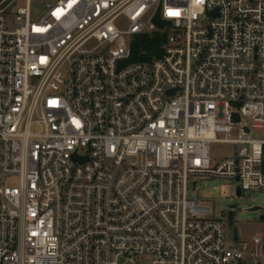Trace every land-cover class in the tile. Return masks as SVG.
<instances>
[{
    "label": "built area",
    "instance_id": "built-area-1",
    "mask_svg": "<svg viewBox=\"0 0 264 264\" xmlns=\"http://www.w3.org/2000/svg\"><path fill=\"white\" fill-rule=\"evenodd\" d=\"M19 1L0 0V264H264V229L188 194L264 190V0ZM140 35L160 52L132 59Z\"/></svg>",
    "mask_w": 264,
    "mask_h": 264
},
{
    "label": "rangeland",
    "instance_id": "rangeland-1",
    "mask_svg": "<svg viewBox=\"0 0 264 264\" xmlns=\"http://www.w3.org/2000/svg\"><path fill=\"white\" fill-rule=\"evenodd\" d=\"M32 9L41 13L46 3H54L57 0H32ZM18 5H23L20 0ZM171 33V29L166 30ZM255 137H261V132H253ZM235 134H229L232 138ZM218 137L225 138L224 133ZM235 147L231 143H213L210 146V155L213 161H220L226 156H233ZM6 185L16 186L17 180L10 178L5 181ZM188 194L195 199L211 205L213 215L216 217L226 215L229 206H235V218L229 223L231 234L238 233L240 238H248L264 229V221L260 219L262 210L248 211L249 207L259 205L264 207V190H247L241 195L236 194L234 181L225 178H200L190 177L188 181Z\"/></svg>",
    "mask_w": 264,
    "mask_h": 264
},
{
    "label": "trees",
    "instance_id": "trees-1",
    "mask_svg": "<svg viewBox=\"0 0 264 264\" xmlns=\"http://www.w3.org/2000/svg\"><path fill=\"white\" fill-rule=\"evenodd\" d=\"M136 41L132 45V59H139L141 53L151 55L152 53H159V40H152L148 35L136 36Z\"/></svg>",
    "mask_w": 264,
    "mask_h": 264
},
{
    "label": "water",
    "instance_id": "water-1",
    "mask_svg": "<svg viewBox=\"0 0 264 264\" xmlns=\"http://www.w3.org/2000/svg\"><path fill=\"white\" fill-rule=\"evenodd\" d=\"M154 22L157 24V26L159 28H163L164 26L168 25L169 23L166 22V21H163V20H160L159 18V11L157 12L156 16L154 17ZM142 57H144V55H142ZM261 168H262V171L264 172V160L262 161L261 163ZM236 194L239 195L240 194V191L239 189H237L236 191ZM230 210L228 211V218L230 220H233L234 216H235V206L234 205H231L229 206ZM246 210L248 211H258V210H262V214L260 215V219L262 221H264V207L262 206H259V205H254L252 207H249L247 208Z\"/></svg>",
    "mask_w": 264,
    "mask_h": 264
}]
</instances>
